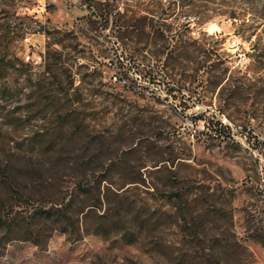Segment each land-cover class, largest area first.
I'll use <instances>...</instances> for the list:
<instances>
[{
	"label": "rangeland",
	"instance_id": "rangeland-1",
	"mask_svg": "<svg viewBox=\"0 0 264 264\" xmlns=\"http://www.w3.org/2000/svg\"><path fill=\"white\" fill-rule=\"evenodd\" d=\"M109 1L105 24L96 0H0V264H264V0H198L187 27ZM126 8L175 38L115 37Z\"/></svg>",
	"mask_w": 264,
	"mask_h": 264
},
{
	"label": "trees",
	"instance_id": "trees-1",
	"mask_svg": "<svg viewBox=\"0 0 264 264\" xmlns=\"http://www.w3.org/2000/svg\"><path fill=\"white\" fill-rule=\"evenodd\" d=\"M99 5V12H97V16L100 17L105 21V24L109 21V15L112 14V4L109 0L99 1L96 0ZM196 1L198 0H165L167 3L166 9L173 13L175 9H179L180 13H182L185 17L184 25L189 26L192 23H197L200 20V14L201 11H198V5L196 4ZM162 2H157V7H160L162 10ZM126 11L130 12V15H127V13L124 14H115L114 15V26H116V30L114 31V36L117 38L123 37L124 34L128 33L131 34L135 32L137 28L140 33L143 34L145 38H148L151 34L152 37L155 39H158L161 42V45L165 46V43H168L169 41L173 40L176 36L177 32L172 33L173 30H175L171 24L165 23L164 19L165 16H163L162 11L160 12L159 16H156L153 10L143 9L145 12V15L136 18V12L132 8H126ZM157 18L154 21V18ZM195 17L198 18V20L195 21ZM117 19V20H116ZM142 20V25L137 23V20ZM115 20L118 22H115ZM148 28V31L146 29ZM177 41H180L183 43L181 46L185 47L186 45L190 44L189 37L186 39H183L182 35H177ZM173 59L178 60L177 57L174 56H168L166 59ZM154 60V67H151L149 70L146 71H140L142 78L146 80L147 82H158L161 83L164 86V89L168 93H172L174 90L178 88V83L181 81V79L177 78L178 75H180L179 72L173 71L167 68L164 65V62H161L160 64H157L156 58ZM180 62V61H179ZM79 188L82 190L85 189V185H79ZM71 207V203L68 207L59 209L56 206L51 207H41L37 209V214L39 218L43 220H54L58 223L63 221V218L60 216L61 212H67ZM84 210L83 208L79 211V213H82ZM60 214V215H59ZM85 213H83L84 215ZM8 225L13 226L14 222L9 219L0 218V226ZM64 231L66 229V226L61 227ZM10 236L6 234V237L4 238L2 245L4 246L5 243L10 240Z\"/></svg>",
	"mask_w": 264,
	"mask_h": 264
},
{
	"label": "built area",
	"instance_id": "built-area-1",
	"mask_svg": "<svg viewBox=\"0 0 264 264\" xmlns=\"http://www.w3.org/2000/svg\"><path fill=\"white\" fill-rule=\"evenodd\" d=\"M99 1H104V0H99Z\"/></svg>",
	"mask_w": 264,
	"mask_h": 264
}]
</instances>
